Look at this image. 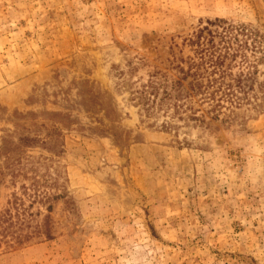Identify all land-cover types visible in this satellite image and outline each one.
<instances>
[{
  "label": "rangeland",
  "instance_id": "374dc122",
  "mask_svg": "<svg viewBox=\"0 0 264 264\" xmlns=\"http://www.w3.org/2000/svg\"><path fill=\"white\" fill-rule=\"evenodd\" d=\"M217 19L260 35L248 97L146 113ZM3 215L0 264H264V0H0Z\"/></svg>",
  "mask_w": 264,
  "mask_h": 264
},
{
  "label": "trees",
  "instance_id": "16d2710c",
  "mask_svg": "<svg viewBox=\"0 0 264 264\" xmlns=\"http://www.w3.org/2000/svg\"><path fill=\"white\" fill-rule=\"evenodd\" d=\"M216 23H220L219 30L211 31L205 26L189 40L193 45V55L181 58L175 64L177 76L169 77L158 72L142 86L138 100L146 113L161 110L166 106L171 107L174 113L188 112V119L202 121L205 115L215 119L225 107L224 103L229 106L238 105L239 100L248 97L247 90L250 85H247L245 80L252 65L244 50L248 46V38H251L249 36L255 38L260 35L245 29L244 26L224 25L223 20L219 19L209 24ZM204 31L206 36L202 37ZM235 66L237 71L233 72ZM194 103L205 104L206 107L200 109L201 113L197 114L199 109L193 107ZM163 127L166 129L167 123H164ZM16 218V221L12 222L9 215H3L0 222L1 233H8L15 224L21 229L23 223L18 216ZM13 232L10 233L15 244L27 238L21 233L12 235Z\"/></svg>",
  "mask_w": 264,
  "mask_h": 264
}]
</instances>
